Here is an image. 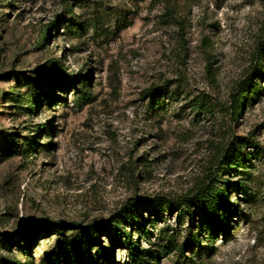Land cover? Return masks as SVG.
<instances>
[{
    "label": "rangeland",
    "instance_id": "374dc122",
    "mask_svg": "<svg viewBox=\"0 0 264 264\" xmlns=\"http://www.w3.org/2000/svg\"><path fill=\"white\" fill-rule=\"evenodd\" d=\"M171 6L167 22L165 0H0V264H76L68 246L97 222L113 254L84 243V264H132L106 231L132 210L136 244L169 246L158 264H264V58L238 120L219 110L261 60L264 0ZM236 144L246 168L213 164ZM203 186L228 188V237L193 203ZM193 234L213 248L184 258L174 244Z\"/></svg>",
    "mask_w": 264,
    "mask_h": 264
},
{
    "label": "trees",
    "instance_id": "16d2710c",
    "mask_svg": "<svg viewBox=\"0 0 264 264\" xmlns=\"http://www.w3.org/2000/svg\"><path fill=\"white\" fill-rule=\"evenodd\" d=\"M68 12L73 14V9L71 4H67ZM74 15V14H73ZM163 18L167 20V22H171V18H176L174 7L171 6V0H165V11L163 13ZM60 17L58 18V20ZM57 20V21H58ZM77 21L73 22L71 27H75L77 25ZM54 28H58V25H53ZM77 30V28H75ZM49 25H47L43 29V36H48ZM262 47H260V61L258 65L255 67L252 74L248 76V78L241 82L239 86V90L236 95L232 98L231 105L228 106L226 104L219 105L220 112H230L233 119L238 120L241 116L243 109L247 103V98L249 93L253 88L256 87L257 81L255 77L258 75L262 60L264 58V42L261 43ZM49 69V68H48ZM66 75L64 72H57V71H47L45 82L48 84L49 87L55 89L60 84H64L63 77ZM78 75L74 76V80L78 79ZM73 84V81H70ZM41 94L44 91H40ZM202 106L205 110L209 112H214V105L208 103L206 101L202 102ZM230 144V143H229ZM248 144H254L255 151H253L254 156H260L261 150L260 147L254 142L249 140ZM256 144V145H255ZM241 147V148H240ZM236 145H222L220 147H216L213 153V164H218L221 162L223 167L220 168L224 169L225 167L229 168H236L240 171L247 166V156L243 155L242 153V146ZM225 170H222V172ZM246 190V189H245ZM194 202L200 204V208L204 216L207 217L208 224H211L213 227L212 232L210 233L211 236L217 235L220 233L222 236L228 237L231 234V219L232 215L235 212V204L228 199V188H218L213 189L211 186H203L199 189V193L194 197ZM189 201L181 202V208L184 206H188ZM172 202L170 199L161 197L155 199L152 202V209L156 212H164L165 210L169 209L172 206ZM138 213L135 210L127 211V213L122 214L119 216L121 219L118 220L114 219L110 226L111 230L106 229V231L113 232L116 237L119 238L120 241L124 242L129 248V255L131 258L132 264H158L160 254L159 251H165L169 248L168 245H160L159 249H150V248H143L141 247L140 243L135 242L132 235L129 233L128 228H133L136 224H139L138 221ZM192 219H195L191 214ZM201 227V226H200ZM209 227V226H208ZM103 226L101 223H92L91 225L85 228L86 231V240L85 242L82 240H72L68 246L67 253L64 255L66 260L72 259L74 251L76 252V264H84V253L86 247L84 243L90 247L98 246L99 247V254L101 256H111L113 251L105 246L103 241L102 235ZM209 241L214 243V238H210ZM178 252H180L181 256L184 258H190L186 255V251L191 252L192 254H196L197 252L211 250L213 248V244L209 246H204L203 241L200 238V235H191L189 239H187L184 243L181 244H174ZM198 248V251L196 249ZM90 252V249H89ZM148 256V257H147ZM150 258L151 261L148 259ZM92 261V255L89 260L86 259V262Z\"/></svg>",
    "mask_w": 264,
    "mask_h": 264
}]
</instances>
